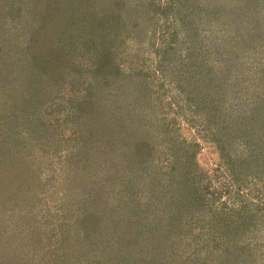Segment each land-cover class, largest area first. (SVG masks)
<instances>
[{"label":"rangeland","instance_id":"1","mask_svg":"<svg viewBox=\"0 0 264 264\" xmlns=\"http://www.w3.org/2000/svg\"><path fill=\"white\" fill-rule=\"evenodd\" d=\"M65 1L62 0L58 4H54L53 0H0V149L4 146V153L2 151L0 153V177L4 179L1 188L6 189L9 193L5 195V190L0 189V264H64V259L63 263H60L62 253L58 255L53 253V257L50 258L51 250L55 247V241H53L52 235L54 233L49 223L58 218L55 217L56 214L62 216L64 212L69 213L71 207L66 206L69 210L66 207H58L60 203L58 197L63 195L62 201L64 203L65 195L71 190L70 187L63 189L57 186L55 188L53 184L61 183L63 179L60 177H64L66 174L65 169L68 171L67 167L69 166H65V161L70 157L72 139L84 136L83 133L90 131L88 127L93 126L92 130L97 131V136L89 135V137H91L90 141L95 139L98 142L101 146L99 150L105 149L107 152L112 151L113 153L116 152V149L119 150L118 159H115L119 164L116 172L121 173L123 179L135 177V171L129 167L131 155L127 150L128 145L125 144L127 140L121 137L120 132L117 133L113 127H110L113 121L108 123V127L106 123L110 120L103 121V123L93 121L95 122L94 125H90L91 123L85 125L75 118L74 114H76L78 103L81 105L85 99L84 106L91 107V100L97 99L100 95V92H96L90 98L82 97L86 92L94 91L90 87L99 89L98 85L92 84L93 78H90L89 74H85V79L78 82L75 72L73 69L70 70L66 77L63 94L54 100L57 105L47 103L46 98L48 96L46 97L44 91L33 93L35 94L34 98L37 99L35 102L44 103L43 109L48 104L52 106L50 114L49 109L51 107L46 109L47 112L44 110L40 112L42 107L28 105L25 98L27 93L25 86H28L37 77L38 64L40 65L44 58L46 60L47 54L51 55L58 52L63 59L70 56L72 60L78 61V57L75 56L78 53L75 50L70 48L69 52L62 51V47L59 45L64 44V41L58 37V32L55 34L56 27L51 25L47 29L46 26L50 21L53 24L56 23V20L54 21L57 17L56 14L61 13L58 11H62L66 3L71 1L79 2V6L84 4L88 7L90 5L93 7L89 10L91 11L90 14L95 13L97 16L99 13L101 15L99 18H103L104 11L107 10L109 17L115 18L111 10L101 9L103 4H107L106 0ZM128 1L139 3L144 0ZM159 3L161 5L170 4L175 9L178 7L181 12H185L186 8L189 12V19H186L190 22L195 20L198 39L202 41V47L198 46L195 49L203 51L204 57L209 58L207 60L208 67H214L211 69V78L225 90V95L219 96L220 99L222 98L219 105L220 116L223 117L220 120L224 121L226 118V121H231V119H236V116L241 119L242 114L245 116L242 121H252L254 116L257 118L256 116L263 111L262 107H264V99H259L255 104L252 103L259 98V94L262 96L264 91L261 82L258 81V74H256L259 68L263 70L260 64L261 62L264 63V0H159ZM47 4L51 5L46 8ZM142 13L144 16L140 15L135 20L131 18L128 21L129 18H127V21L124 22L125 26L122 28L116 20L111 24V20L107 16L106 22L107 24L110 23L111 29H113L107 46L113 48L117 54V63L121 68L122 75H124L122 77H125L124 83H127L123 84L122 89L116 91L115 94L121 96L122 92L127 93V88L131 86L126 77V74L129 73H133V78L145 79L147 83L151 81L152 84L149 85H153L150 86L152 91L149 102L152 107L148 105L141 108L139 107L140 102L137 103L134 99L136 105L133 106L138 108L134 112L140 118L130 122L132 126L128 125L129 129L124 127V131H134L136 132L135 135L138 136L137 121L140 123L146 121L148 126L151 123V134L158 135V126L161 121H165L168 124V133H165L164 136L166 140L155 136L157 140L154 141V144L157 149L155 153L162 158L163 164L159 163L162 166V171L167 172V175L164 173L166 182L169 184L171 175L177 173L181 178L180 181H182L183 186L181 189L184 193L187 191L191 193L190 186L193 182L199 185L198 192H194V197L197 200L194 198L193 201L188 198L190 206L194 208H190L192 213L186 211L182 214L181 219L183 220L180 224L179 233H172L173 239L166 240L167 245L173 246L176 256L197 257L202 255L204 257L206 250L204 249L202 252L203 244L214 255L219 256L220 251L224 248V241L218 240V237L230 239L231 236L234 241L235 236L232 229L224 233L217 218L222 217L226 219V222H232V220L238 219V216L249 212V208H260L256 216L250 218L252 224L249 230H244L246 232L245 240H240L241 233L234 232H238V243H249L247 246L256 245L258 247L256 262L257 264H264V168L256 169L258 161H254L247 164L249 168L251 167L250 170H247L246 167L243 169L234 167L235 175L233 176L228 170L230 167L222 164V152L217 148L218 142L215 141L218 136L216 137L214 134V132L221 133L222 129H219L216 123L207 122L211 121L214 114L212 113L211 116V111L206 113L201 109L199 111L196 109L195 111L189 110L188 105L189 107L192 106V101H186L183 91L179 93L182 101L178 99V105L174 103L177 92L181 90L176 86L178 85L176 79L178 73L177 76L175 74L176 78L173 77L174 68L178 64L176 63L171 70L170 60L162 61L160 57L159 51L164 48L172 47L169 50L171 54L178 51L177 47H180V41L186 34L177 18V11L171 10L167 14H159V12L156 13L149 8L146 14L143 11ZM203 15L206 16L203 19L205 21H201ZM45 18L47 23H43ZM44 31L53 35L50 36L46 32L41 37L43 40L41 41L39 37ZM33 38L37 40L38 44L32 41ZM48 49L50 51L46 53ZM182 52L184 53L183 50ZM193 53L196 54L194 49ZM230 58L234 59L230 60ZM256 62H258V66H256ZM84 63L87 61L84 60ZM226 67L231 69L227 73L228 75L223 70ZM76 68L74 66V69ZM223 77H226V80L223 81ZM211 87L216 88L215 86ZM134 88L136 87L133 86L132 89ZM15 89H17L15 94L16 97H19L18 100L14 99L13 96ZM111 90L112 87L109 91ZM66 91L69 92V99H67ZM199 92L207 93L209 96L213 91L212 89H205ZM133 96L134 94H130L127 97L132 99ZM114 100L111 99V101ZM249 103H251L250 106ZM101 105L102 102H98L94 108L101 109L102 116L106 118L105 110ZM124 116L125 112L121 111L117 118ZM149 117L152 118L151 121H149ZM115 118L113 117V119ZM212 121L214 120L212 119ZM216 121L218 120L216 119ZM253 121H264V118ZM206 127L208 129H205ZM146 128L148 129L147 126ZM260 130L264 132V123ZM262 139L264 141V138ZM183 140L192 146L196 145L193 148V150H197L196 166L193 164L188 169H180L179 165H182V161L178 160L177 168L174 170L170 166L175 160L174 154L176 153L173 148L177 145V141L181 143ZM84 142L81 139V143L84 144ZM20 145L22 146L19 152L25 155L24 158L26 159L21 164H27L28 167H25L31 173V175L27 174L25 178L29 179V176L33 178V175L35 176L33 169H35L38 171L40 179L49 180L50 178V185H53L52 188L55 190L53 192L52 189H49L50 193H46L42 201L34 199L28 203L25 202L23 196L12 195L14 194L12 193L13 187L18 188L20 185L17 182L12 183V179H16V171L20 170V173H23L24 166L12 168L7 160L4 163V154L10 153L7 152L10 150L9 148H18ZM235 147V150L232 151L234 154L243 153L242 145ZM256 149H258L260 158L264 157V144L260 146L257 143ZM109 155L111 156V153ZM226 158L228 157L226 156ZM228 161L232 168L233 162L236 161L235 156L232 154ZM7 166L9 167L7 168ZM9 176L12 178L11 180ZM185 179L188 181L185 182ZM235 179L243 185L240 191L236 188ZM251 179H255L256 182H250ZM139 180L136 182L133 180L128 185L133 191L134 205L141 206L138 211L146 216L152 212L153 208L156 210L169 208L167 203H162L164 200H170L167 189L161 198L152 200L148 197L147 190L146 193L144 192L146 185H138L140 184L138 183ZM88 184L92 185L93 192L86 195L85 200L98 196L101 199L99 205L110 203L114 207L113 210L121 212L119 206L114 204V202L118 203L114 197L106 199L103 183L89 179L86 181L84 190H88ZM179 184L181 185V182ZM33 191L32 194L35 193ZM173 191L174 187H171L172 194ZM122 194L124 195L123 192ZM142 195L144 197L141 198ZM174 195H176L175 191ZM121 202L125 203V200L119 201V203ZM8 205L9 209L7 208ZM237 210L242 211V214L238 213L237 215ZM50 214L53 215L50 216ZM67 216L64 224L67 223V220L69 221V215L67 214ZM137 216H140V213ZM49 217L53 219H49ZM110 231L112 232V230ZM134 231L137 233L138 229ZM148 232L147 230L143 233L144 236L140 239L143 245L150 246L151 242H147L150 237ZM107 236L112 238L109 234ZM124 236L129 238L128 234ZM159 246H163L162 241ZM54 256H58V258ZM127 258L131 263L141 259L139 255Z\"/></svg>","mask_w":264,"mask_h":264},{"label":"trees","instance_id":"2","mask_svg":"<svg viewBox=\"0 0 264 264\" xmlns=\"http://www.w3.org/2000/svg\"><path fill=\"white\" fill-rule=\"evenodd\" d=\"M60 1L62 0H53V3L58 4ZM106 2L107 4H103L101 9L111 10L115 17L113 19L109 17L110 15L107 14V10L104 11L103 18H99L101 16L99 13L97 16L95 13L92 15L90 14L91 11L89 10L93 8L92 6L89 5L90 7H87L84 4L79 6V2L75 3L69 1V3H66L62 11H58L61 13L56 14L57 17L54 19V21L56 20V23L53 24L50 21V25L49 23L46 25L47 29L51 25L56 27L54 31L55 34L58 32V37L64 41V44L59 45L62 47V51L69 52L70 48L71 50H75L78 53V55H75L78 57V61L72 60L70 56L63 59L58 52L52 53L51 55L47 54L46 60L44 58V61L40 62V65L38 64L37 68L39 69V72L36 74L37 77L34 78L28 86H25L27 87L25 90L27 92L25 98L28 101V105L42 107L44 103L40 104L38 101L35 102L37 99L34 98L35 94L33 93L44 91L46 97L48 96L46 98L47 103L56 104V101L54 100L58 99L63 94L62 92L65 87L66 77L70 70L73 69L78 78V82L79 80L85 79V74H89V77L93 78L92 84L98 85L99 89L97 87H90L94 91L86 92L82 97L90 98L96 92H100V95L97 99L91 100V107L84 106L85 99L81 102V105L78 103L76 106V114H74L75 118L77 121L82 122L85 125H88V123L94 125L95 122L93 121H100L103 123V121L107 122V120H110L106 123L108 127V123L110 124V122L113 121V124H111L110 127H113L117 133L120 132L122 135L121 137L127 140L125 141V144L128 145L127 150L131 155V164L129 167L132 171H135V177L123 179L121 173L116 172L118 171L119 164L115 159H118V155L120 154L118 149H116V152L114 153L112 151L107 152L105 149L101 151L99 150V147L101 146L95 139L90 141L91 137H89V135L97 136V131L92 130L93 126L88 127L90 131L83 133L82 135L84 136L81 138H73L70 157L65 161V166H69L67 167L68 171L65 169L66 174L64 173V177H60L63 179L61 183H58L57 185L53 184L55 188H57V186H60L63 189L64 187H70L71 191L65 195L64 203L62 201L63 195L58 197L60 202L58 207L65 208L68 206L71 207V210L66 207L69 210V213L64 212L63 214L61 211L63 215L60 216L56 214L55 217L57 216L58 218L56 220H51L49 223V226L54 233L52 235V237H54L53 241H55V247L51 250L50 258L53 257V253H56L57 255L62 253L60 263H63L64 259V264H88L91 262L93 264H186L188 262L190 264H257L256 256L258 253V247L256 245L253 247L247 246L249 243H238L237 235L238 232L241 233L240 240L244 239L246 236L244 230L248 231L252 224V219L250 218L255 217L260 208H249V212H246L245 214H242V211L237 210V215L238 213L242 215L238 216V219L232 220V222H226V219L222 217L217 218L222 225L221 230L224 233H227V230L232 229L235 236L234 241L231 236L230 239H228V237L223 239L218 237V240L224 241V248L220 251L219 256L214 255L204 244L202 249V252L204 249L206 250L204 257L202 255L197 257H191L190 255L186 257L176 256L173 246L171 244L167 245V241L170 238L173 239V234L179 233L180 224L183 220L181 219L182 214L186 213V211L192 213L191 209L194 208L190 206L191 204L189 200L194 201V192H198L199 185L193 182L194 184L192 183L190 186L191 193L187 191L186 194L181 189L183 188L182 181H180L181 178L177 173L171 175L169 178V184L166 182L164 173L167 175V172L162 171V166L159 164H163L162 158L155 153L157 149L154 144V141L157 140L155 136H158L159 139L166 140L164 136L165 133H168V124L165 121L160 122L157 131L158 135L154 133L151 134V123L148 126V124L146 125L145 123L146 121H143L142 123L137 121L138 136L135 135L136 132L134 131H124V127L129 129V126H132L130 122L132 123L140 118V116L134 112V110L138 109L133 106L136 105L134 99L137 103L140 102L141 105L139 107L141 108L148 105L152 107L149 102L152 91L150 86L153 85H149L152 84L151 81H148L147 83L145 82V79L133 78V73H129L126 74V77L131 86L127 88V93L122 92L121 96L115 94L116 91L122 89L123 84L127 83H124L125 77H122L124 75H122L121 68L117 63V54L113 51V48H108L107 46V41L110 40V33L113 30L111 29V24L116 20L122 28L125 26L124 22L127 21V18H129L128 21H130L131 18L132 20H135L140 15L144 16L142 11L146 14L149 8L156 13L159 12V14H167L171 10L177 11V18L179 19L181 28L186 34H184V38L180 41V47H177L178 51L175 53L171 54L169 52L172 47L164 48L159 51L162 61L170 60L169 64L172 66L171 70L175 67L176 63L178 64L176 68H174L173 77L176 78L178 73V77L176 78L178 80V85L176 86L181 90L177 92L178 94H176L177 97L174 98V103H177L178 105V102L182 101L180 100L182 97H180L179 93L183 91L186 101H192V106L189 107L188 105L189 110L195 111L196 109L199 111V109H201L206 113L211 111V116L212 113L214 114L212 118L214 121L211 119V121L207 122L213 124L216 123L217 127L222 129L221 133L214 132L215 136H218L215 141L218 142L217 148L222 152V164L230 167L228 170L231 171L233 176L235 175L234 167H239L241 169L246 167L248 168L247 170H250L251 167L249 168L247 164L253 163L254 161H258L256 169L264 168V157L260 158L258 149H256L257 143L260 146L264 144L262 139L264 138V132L260 130L264 121H253L254 119L264 118V107H262L263 111L256 116L257 118L254 116L252 121H242V118H245L243 114L241 119L236 116L237 118L231 119V121H226V118H224V121L220 120L223 117L220 116L221 112L219 110V105L222 98L220 99L219 96L225 95V90L217 85L211 78V69L214 67H208L207 60H209V58L206 56L204 57V53L202 54L203 51L195 49L196 47L198 48V46L202 47V41L198 39V31L194 24L195 20L192 22L187 20L189 19V12L185 7L187 13H185L186 11L181 12L178 7L175 9L170 4L161 5L159 0H144L139 3H130L131 1L128 0H106ZM50 5L51 4H47L46 8ZM178 12L181 13L178 14ZM51 15L52 13L50 16ZM107 16L111 20V24H107ZM204 18H206V16L203 15L201 21H205L203 20ZM33 20L35 19L33 18ZM43 23H47L46 18ZM46 32L44 31L41 34L39 40L43 41L41 37ZM175 32L177 33V30H175ZM52 35L53 34L50 36ZM32 41L35 42V44H38L35 38H33ZM193 49L196 51V54L193 53ZM49 51L50 49H48L46 53ZM231 59L234 58H230V60ZM84 60L87 61V63H84ZM255 64L258 66V62ZM73 65L77 68L74 69ZM260 66L263 70L259 68L258 71L261 72L259 73L257 71L256 74H258V81L261 82L262 89H264V63L261 62ZM223 70H225L224 73L227 74L231 69L226 67ZM42 73L44 75L41 76L40 74ZM226 77H223L222 80H226ZM133 86L136 88L132 89ZM211 86H215L216 88L214 89ZM110 87H112L111 91H109ZM205 89H212V94L208 96L207 93L199 92L200 90L203 91ZM16 90L17 89H15L13 96L14 99L18 100L19 97H16L15 94ZM66 92L67 99H69V92ZM130 94H134L132 99L127 97L130 96ZM111 99L115 100L111 101ZM259 99H264V91L263 95L261 96L259 94V98L252 103L255 104ZM98 102H102L101 106L105 110L104 115L106 118L102 116L101 109L94 108ZM49 104L44 109L43 107L40 108V112L43 110L47 112L46 109L51 107L49 109L50 114L52 106ZM185 105L187 104L185 103ZM250 105L251 103H249V106ZM121 111L125 112V116L117 118ZM113 117L116 118L113 119ZM149 118V121H151L152 118ZM216 119L218 121H216ZM134 126L136 127V124ZM205 129H208V127ZM205 129L203 128V130ZM81 139L85 141L84 144L81 143ZM176 143L177 145L173 148V151L176 153L174 154L175 160H173L170 166L176 170L178 160L182 161V165H179L180 169H188L192 167L193 164L196 166L195 156L197 150H193L196 145L192 146L185 140L181 143L180 141H177ZM236 145L243 146L242 154L237 155V153L234 154L232 152L235 150ZM21 146L22 145L18 146V148H9L10 150L7 152L10 153H7L6 155L4 154V163L7 160L12 168L24 166L23 173H20V170L16 171V179H12L9 176V179H12V183H20L18 188L13 187L12 193L14 194L12 195L18 197L23 196L25 202L28 203L32 202L34 199L36 201H42L45 198V194L50 193L48 191L49 189H52L53 192H55V190L52 188L53 185H50V178L49 180L40 179V175L35 169H33V172H35L33 178H30V176L29 179L25 178L27 174L31 175V173L27 168V164H21V162L24 163L26 161L24 158L25 155H22L19 152ZM3 147L0 149V153L1 151H4ZM23 151L26 152L25 150ZM109 153H111V156ZM232 154L235 156L236 161L233 162L231 168L228 158ZM226 156L228 158H226ZM178 157H180V159H177ZM121 159H123L122 156ZM27 162L30 164L28 160ZM4 166L6 165L4 164ZM8 167L9 166H7V168ZM77 178L81 179L78 180ZM89 179L98 180L103 183L106 199L108 200L111 197H114V200L118 201V203L114 202V204L119 206L121 212L113 210L114 207L111 206L110 203H106L105 205L101 203L102 205H99L101 199L98 196H93L90 199L92 201L85 200L87 197L86 195L93 192L91 184H88V190H84L86 187V181ZM138 179H140L138 182L140 184L138 185H146L144 192L146 193L147 190L148 197L152 200L161 198L167 189L170 200H164L162 203H167L169 208L159 210L153 208L152 212L146 216H144L141 211H138L141 206L137 204L134 205L135 199L132 194L133 191L128 186L131 184L130 182H133V180L136 182ZM255 179L257 180L256 177ZM255 179L249 181L256 182ZM185 180V182L188 181L187 179ZM3 182L4 179L0 177L1 190H3L1 188ZM180 182L181 185L179 184ZM242 186L243 185L237 182V190L240 191ZM171 187H174L176 195H174V191L172 194ZM4 190L5 195L9 194L6 189ZM32 191L35 193L32 194ZM81 194L82 196L80 197ZM140 197L142 198L144 196L142 195ZM121 200H125V203H119ZM7 208L9 209V205ZM139 213L140 216H137ZM67 214L69 215V221L67 220V223L64 224L66 217H68ZM52 215L50 214V216ZM50 218L51 217H49V219ZM112 222L115 223L113 224ZM135 229H138L137 233L134 231ZM110 230H112V232ZM147 230L149 231L148 233H150V237L147 240V242H151L150 246L143 245V242L140 239L144 236L143 233ZM108 231L110 233H107ZM107 234L111 235L112 238H109ZM123 234H128L129 238H126ZM225 236L226 235L224 234V237ZM161 241L163 245L162 247L159 246ZM134 255H139L141 259L140 261L137 260L136 262L131 263L127 257L132 258ZM55 258H58V256ZM53 260L58 262L55 259Z\"/></svg>","mask_w":264,"mask_h":264}]
</instances>
